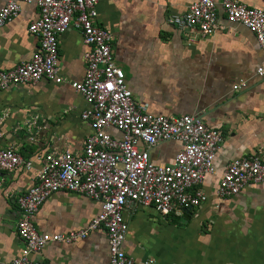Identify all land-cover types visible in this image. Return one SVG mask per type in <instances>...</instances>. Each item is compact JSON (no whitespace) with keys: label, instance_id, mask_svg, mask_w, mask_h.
Returning a JSON list of instances; mask_svg holds the SVG:
<instances>
[{"label":"crops","instance_id":"crops-1","mask_svg":"<svg viewBox=\"0 0 264 264\" xmlns=\"http://www.w3.org/2000/svg\"><path fill=\"white\" fill-rule=\"evenodd\" d=\"M9 1L0 0V9ZM37 1L21 3L19 16L0 29V70L30 61L39 50V40L29 32L40 16ZM196 1L102 0L97 5L96 24L112 36L113 59L134 102L156 116L199 117L221 126L224 136L214 160L217 172L203 186L211 194L209 203L166 218L153 207L126 208L124 249L138 262L155 264H264V184H251L228 199L213 195L231 161L264 157V77L257 75L264 53L255 35L230 24L221 9L223 30L209 37L167 24L168 17L184 15ZM236 1L264 11V0ZM59 45L63 83L43 79L0 91V147L14 146L25 159L38 153L79 154L94 131L92 122L82 119L86 103L73 87L84 80L88 47L74 27L61 35ZM241 83L247 88L234 90ZM108 132L121 137L115 129ZM182 147L162 143L151 150V161L171 164ZM38 168L5 173L0 182V263L16 259L24 247L17 235L18 199L36 183ZM101 210L100 201L59 192L33 222L52 237L85 229ZM33 258L42 264H109L108 236L100 229L72 244L50 242Z\"/></svg>","mask_w":264,"mask_h":264},{"label":"built area","instance_id":"built-area-1","mask_svg":"<svg viewBox=\"0 0 264 264\" xmlns=\"http://www.w3.org/2000/svg\"><path fill=\"white\" fill-rule=\"evenodd\" d=\"M101 1L38 0L40 16L30 24L29 32L39 40V50L30 61L0 70V91L34 85L43 79L63 83L60 37L70 28L78 29L88 47L84 56L87 66L84 80L73 83V87L86 103L82 119L91 121L94 129L79 154L38 153L25 159L14 146L0 147V182L5 173L30 171L39 165L36 183L18 199L21 218L17 235L24 247L19 257L0 264H42L33 257L48 243L72 244L100 229L108 236L109 264H155L153 259L138 262L126 254V208L153 207L166 218L210 201L211 194L203 186L217 172L214 160L224 141L221 126H209L191 115L176 119L156 116L134 102L125 73L114 62L112 36L96 24ZM31 2L10 0L0 9V29L19 16L21 3ZM219 9L230 24L252 32L264 53V11L236 0H197L184 15L168 17L167 24L209 37L223 30L218 23ZM257 75L264 77V66ZM242 88H247V83L234 86V90ZM108 129L119 131L121 137H114ZM171 141L181 143L182 149L171 164L155 165L151 150ZM251 184H264V157L260 155L231 161L213 195L219 200L232 198ZM59 192L100 201L101 213L83 230L43 235L33 218L47 199Z\"/></svg>","mask_w":264,"mask_h":264}]
</instances>
